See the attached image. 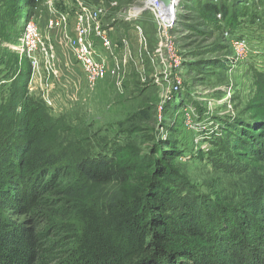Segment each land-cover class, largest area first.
I'll list each match as a JSON object with an SVG mask.
<instances>
[{"label": "trees", "instance_id": "16d2710c", "mask_svg": "<svg viewBox=\"0 0 264 264\" xmlns=\"http://www.w3.org/2000/svg\"><path fill=\"white\" fill-rule=\"evenodd\" d=\"M198 1L210 19L239 11ZM47 109L26 82L0 105V264H264V118L240 139L263 169L248 168L244 200L224 205L175 177L161 148L138 176ZM110 184L124 189L98 193ZM55 195L67 205L54 210Z\"/></svg>", "mask_w": 264, "mask_h": 264}, {"label": "rangeland", "instance_id": "374dc122", "mask_svg": "<svg viewBox=\"0 0 264 264\" xmlns=\"http://www.w3.org/2000/svg\"><path fill=\"white\" fill-rule=\"evenodd\" d=\"M102 1V23L108 30L119 33L120 28H126L128 37L134 38V45L130 43L133 50L138 43L134 29L139 26L148 48L155 47V24L142 8V0ZM221 1L225 5L231 0ZM235 2L239 11L234 16L224 18L220 13L211 20L198 9V0H177L172 34L182 63L176 88L169 76L165 78L151 65L146 66L141 81L133 79L125 84L123 79L120 89L104 78L90 90L82 79L77 81L66 74L51 81L48 114L71 123L82 148L99 145L103 149L107 143L120 166H134L138 176L148 174L146 163L156 156L153 149L158 147L174 176L194 185L203 196L224 205L230 204L225 201L227 195L235 202L244 200L245 171L263 169L262 163L249 159L241 138L255 124L254 119L264 118V77L260 76L264 74V0ZM74 3L62 0L57 5L71 15ZM46 10L47 0H5L0 4V105L30 74L28 60L22 56L19 61L16 51L22 25L32 20L47 34ZM225 28L248 40L251 52L244 60L233 55V48L223 37ZM2 80L7 83L1 84ZM33 95L39 97L38 93ZM112 188L124 186H102L98 193L105 195ZM52 198L57 202L54 210L69 200L62 195Z\"/></svg>", "mask_w": 264, "mask_h": 264}, {"label": "built area", "instance_id": "2783aa9c", "mask_svg": "<svg viewBox=\"0 0 264 264\" xmlns=\"http://www.w3.org/2000/svg\"><path fill=\"white\" fill-rule=\"evenodd\" d=\"M58 1L62 0H47L44 22L47 34L43 33L42 26L39 27L32 20L22 25L23 32L16 51L19 61L25 56L29 63L30 74L26 81L28 95L38 93L39 98L50 108L51 81L62 75L65 77L66 74L77 81L82 79L90 90H94L97 83L110 74L114 78V86L120 89L124 69L128 64L133 65L141 75L146 66L151 65L157 73L161 70L165 78L169 76L168 80H172L173 87L179 84L182 54L172 34L177 19V0H170L167 7L161 0H142V8L150 13L155 24V47L148 48L142 29L135 26L138 37L136 48L132 50L128 38L122 37L120 42L123 53L119 56L113 51L114 42L110 30L102 23L105 15L102 0H74L71 15L57 5ZM233 32L225 28L223 37L233 48V55L244 60L251 52L248 40ZM6 83L7 80L1 81V84Z\"/></svg>", "mask_w": 264, "mask_h": 264}, {"label": "crops", "instance_id": "0c3cea01", "mask_svg": "<svg viewBox=\"0 0 264 264\" xmlns=\"http://www.w3.org/2000/svg\"><path fill=\"white\" fill-rule=\"evenodd\" d=\"M117 33L115 30H110L109 33H110V36L112 37V40L114 42V45H113V51L115 52L116 55H121L123 53V48L121 46V42H120V39L122 37H127L129 38V42L131 43V45H134V38L131 37H128V33L126 31V28H123L122 29L120 28V32L117 33L116 35L114 34ZM136 39V37H135ZM136 41V40H135ZM108 63L109 65H111V60L110 58H108ZM135 68L133 67V65L131 64H128L127 67H125L124 69V73H123V77H124V81H125V84H128L130 83L133 79H137L139 81H141L142 77H141V74L139 72L137 73H134V70ZM146 77V75H144V78ZM104 80H108L110 82V84L113 82V77L112 75L108 74ZM102 80V82L104 81Z\"/></svg>", "mask_w": 264, "mask_h": 264}, {"label": "water", "instance_id": "95a60500", "mask_svg": "<svg viewBox=\"0 0 264 264\" xmlns=\"http://www.w3.org/2000/svg\"><path fill=\"white\" fill-rule=\"evenodd\" d=\"M169 1H170V0H161V2L163 3V5H164L165 7L168 6ZM175 1H176V0H175Z\"/></svg>", "mask_w": 264, "mask_h": 264}]
</instances>
